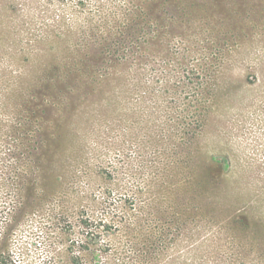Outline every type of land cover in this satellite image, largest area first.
Wrapping results in <instances>:
<instances>
[{
	"label": "rangeland",
	"instance_id": "obj_1",
	"mask_svg": "<svg viewBox=\"0 0 264 264\" xmlns=\"http://www.w3.org/2000/svg\"><path fill=\"white\" fill-rule=\"evenodd\" d=\"M78 3L0 0V264H264V0Z\"/></svg>",
	"mask_w": 264,
	"mask_h": 264
},
{
	"label": "trees",
	"instance_id": "obj_2",
	"mask_svg": "<svg viewBox=\"0 0 264 264\" xmlns=\"http://www.w3.org/2000/svg\"><path fill=\"white\" fill-rule=\"evenodd\" d=\"M84 1H85V0H79V3H80V4H81V3H84ZM79 3H78V4H79ZM139 16H140V14H139ZM132 21H133V20H132ZM132 21H130V22H132ZM130 22H129V24H127L126 26L122 27V29H123V30H127V31L130 30V28H131V26H130ZM134 25H137V23H134ZM77 56H78V55H77ZM212 174H214V173H212Z\"/></svg>",
	"mask_w": 264,
	"mask_h": 264
}]
</instances>
